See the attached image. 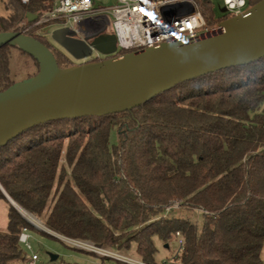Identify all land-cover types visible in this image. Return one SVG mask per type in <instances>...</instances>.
I'll return each instance as SVG.
<instances>
[{"label": "trees", "instance_id": "trees-1", "mask_svg": "<svg viewBox=\"0 0 264 264\" xmlns=\"http://www.w3.org/2000/svg\"><path fill=\"white\" fill-rule=\"evenodd\" d=\"M0 1V32L30 34L60 67L74 64L46 35L24 30L28 13L41 17L55 0ZM197 3L210 26L229 17H216L211 0ZM13 47L0 49V91L16 82ZM5 192L51 231L133 249L148 264L178 233L184 246L170 264H264V57L180 82L131 110L35 125L1 146L0 264H13L28 259L20 235L33 226Z\"/></svg>", "mask_w": 264, "mask_h": 264}, {"label": "water", "instance_id": "water-1", "mask_svg": "<svg viewBox=\"0 0 264 264\" xmlns=\"http://www.w3.org/2000/svg\"><path fill=\"white\" fill-rule=\"evenodd\" d=\"M27 19L34 22L38 15L28 13ZM51 37L77 60L91 58L95 52L107 57L60 67L53 50L34 36L0 32V49L16 46L39 63L36 74L0 91V147L35 125L131 110L180 82L264 57V0L215 28L121 55H115L117 37L107 28L81 35L64 25L55 28Z\"/></svg>", "mask_w": 264, "mask_h": 264}, {"label": "built area", "instance_id": "built-area-1", "mask_svg": "<svg viewBox=\"0 0 264 264\" xmlns=\"http://www.w3.org/2000/svg\"><path fill=\"white\" fill-rule=\"evenodd\" d=\"M117 2L115 6L109 7L100 6L95 0H55L51 10L38 17L24 30L30 31L46 23L64 21L61 26H72L81 35H93L112 26L113 31L110 32L116 34L118 53L121 50L139 51L173 41L183 35H195L201 30L215 28L218 24L208 25L197 0H117ZM223 3L225 6L223 13L229 17L242 14L249 8L247 0H223ZM38 32L39 30H35V33ZM27 231L25 228L20 235L23 243L30 240ZM69 240L75 246L100 256L129 264H148L89 241L70 238ZM177 242L179 246L176 254L184 246L183 237L179 233ZM38 259V254H33L29 264H37Z\"/></svg>", "mask_w": 264, "mask_h": 264}, {"label": "rangeland", "instance_id": "rangeland-1", "mask_svg": "<svg viewBox=\"0 0 264 264\" xmlns=\"http://www.w3.org/2000/svg\"><path fill=\"white\" fill-rule=\"evenodd\" d=\"M95 1L100 6H109V7L115 6L118 3L117 0H95ZM211 1L214 5L216 17L223 14L225 9L223 0H211ZM6 13L7 10L5 9L4 4L0 1V14H6ZM63 24L64 21L51 23L49 25L42 27L41 29L40 28L36 29L39 30L37 34L46 35L47 41L53 46V48L62 50L60 46L52 39L51 33L55 28L60 27ZM108 30L113 31V27L110 26ZM71 60L74 64H79L80 62H82L73 57H71ZM11 71H12V78L16 82H18L35 74L37 72V65L34 59L30 55L24 53L17 47H13L11 50ZM17 208L21 212L24 218L29 219L32 217L34 218V220H36V221H32L31 219H29L33 222L31 223L33 227H31L27 231L30 235V240L28 243H23V248L26 252V256L28 259H30L33 254H38L39 259L37 261V264H101V263L117 264L115 259H106L104 260V262H102V259L99 254L97 253L95 254L78 246H75L72 242H70L69 238H66L64 236L57 237L49 232L47 233L51 235L46 234L45 233L46 231L44 230H50V229L45 226L44 222L41 219L27 212L20 206H17ZM7 224H8V203L5 199H0V230L1 231L6 230ZM178 246H179L178 242L177 240H175L174 237L170 241V248H165L164 246H162V243L159 244L158 245L159 251L156 254L155 264H170L171 263L170 261L172 260V255L177 251ZM133 252L134 250L130 249L127 254L135 258H138V256ZM50 253L58 255V258L53 260L50 256ZM28 259L15 261L13 264H29ZM164 261L165 263H163Z\"/></svg>", "mask_w": 264, "mask_h": 264}, {"label": "flooded vegetation", "instance_id": "flooded-vegetation-1", "mask_svg": "<svg viewBox=\"0 0 264 264\" xmlns=\"http://www.w3.org/2000/svg\"><path fill=\"white\" fill-rule=\"evenodd\" d=\"M107 56H105V55H103V54H98V53H94L93 54V58H88V59H84V60H80V61H87V60H89V59H102V58H106ZM109 57V56H108ZM70 58H71V56H70ZM81 63V62H80Z\"/></svg>", "mask_w": 264, "mask_h": 264}, {"label": "crops", "instance_id": "crops-1", "mask_svg": "<svg viewBox=\"0 0 264 264\" xmlns=\"http://www.w3.org/2000/svg\"><path fill=\"white\" fill-rule=\"evenodd\" d=\"M63 237V236H62ZM262 259H263V262H264V246H263V248H262Z\"/></svg>", "mask_w": 264, "mask_h": 264}, {"label": "bare ground", "instance_id": "bare-ground-1", "mask_svg": "<svg viewBox=\"0 0 264 264\" xmlns=\"http://www.w3.org/2000/svg\"><path fill=\"white\" fill-rule=\"evenodd\" d=\"M29 219H31L32 221H36V220H34V218H32V217H31V218H29Z\"/></svg>", "mask_w": 264, "mask_h": 264}]
</instances>
